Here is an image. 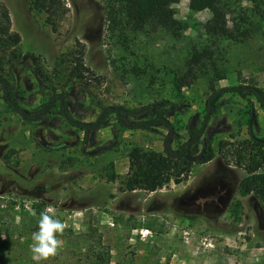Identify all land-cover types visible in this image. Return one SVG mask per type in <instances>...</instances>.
<instances>
[{"label": "rangeland", "instance_id": "374dc122", "mask_svg": "<svg viewBox=\"0 0 264 264\" xmlns=\"http://www.w3.org/2000/svg\"><path fill=\"white\" fill-rule=\"evenodd\" d=\"M61 1L62 17L57 31H52L45 14L35 10L30 0H0L8 9L12 29L21 35L24 57L12 69L7 67L5 77L22 111L35 117L53 94L62 93L68 115L89 126L105 106L131 109L122 110V120L128 123L151 119L145 107L160 101L167 90L152 95L144 82L116 73L111 61L119 49L106 33L103 0ZM242 2L251 4V0ZM174 10L176 18L190 24L211 17L209 10L191 12L189 0H180ZM187 33L196 35L192 28ZM77 41L84 45V62L99 81L92 78L84 85L58 63ZM226 48L232 80L221 79L215 88L251 83L264 90V40L228 43ZM183 91L187 106L163 105L173 124L172 136L181 137L172 144L174 152L191 139V125L202 126L211 93L200 83ZM218 102L204 135L192 144L194 150H200L209 137L215 146L219 140L228 142V148L245 139L251 105L262 116L253 129L264 138V109L253 94L240 97L227 90ZM59 110V98H54L38 118L25 119L6 102L0 82V264H34L30 236L39 213L48 209L66 228L58 237L60 254L41 264H75L70 256L80 252L83 236L98 255L108 253L110 264H264V205L255 195L239 192L246 172L235 165L231 154H218L207 164L195 163L179 192L167 191L174 189L173 181L151 195L124 192L129 150L144 138L150 141L149 148H161L170 128L163 123L128 127L111 109L103 123L85 130ZM61 142L66 147H48ZM115 168L120 176L110 182L108 176Z\"/></svg>", "mask_w": 264, "mask_h": 264}, {"label": "trees", "instance_id": "16d2710c", "mask_svg": "<svg viewBox=\"0 0 264 264\" xmlns=\"http://www.w3.org/2000/svg\"><path fill=\"white\" fill-rule=\"evenodd\" d=\"M179 1L103 0L106 9V33L119 49L118 55L111 61L116 73L122 78L131 77L144 82L146 91L152 95L167 90L166 94L164 93L165 97L160 101L145 107L146 113L153 117L145 122L139 121L140 127L146 128L163 123L173 129L163 105L168 103L187 106L188 96L183 89L199 83L211 91L207 98L208 108L209 98L218 90L215 84L221 79L232 80L233 66L226 44H245L258 37L264 40V0H251L249 6L244 5L242 0H189L191 12L209 10L211 13V17L205 22L194 20L193 24L176 18L174 5ZM29 4L35 10L43 12L46 24L52 31H57L62 17L61 0H30ZM190 28L196 31L195 36L187 33ZM20 42L21 35L12 29L8 9L0 3L2 83L7 67L12 69L24 57ZM75 43L71 50L59 56L58 63L65 64L68 76L84 85L91 84L89 80L92 78L99 81L93 70L84 62V45L80 41ZM236 85L239 87L234 90L226 87L216 96L212 103V113L217 111L218 99L227 90L241 97L253 94L264 107L263 88H257L251 83L247 84L249 89L242 87L245 84ZM12 89L8 81L4 94L6 101L11 105L17 104ZM63 108L67 112V100L64 101ZM122 110L132 112L131 109ZM59 112L62 114L61 108ZM108 113L109 110L104 116ZM100 122L103 123L102 120ZM256 122L257 114L251 105L248 137L237 143L233 142L231 148H228V142L223 140L218 142V148H215L211 137L205 140L200 150H194L192 144L186 143L179 147L178 152L171 151L168 143L164 152L133 146L127 154L128 171L121 190L154 192L162 189L170 181L180 183L188 178L195 163H207L214 159L217 151H221L224 157L231 154L235 158V165L246 172V176L239 182V192L243 195H255L264 205V138L255 133L253 128ZM77 126L86 129L83 125ZM200 128L191 127L188 130L190 137L194 138ZM65 146V143L61 142L50 144L48 147L59 149ZM116 177V173L112 171L108 180L114 181ZM79 240L80 252L70 256L74 258L75 264H110L108 253L104 256L98 255L96 249L88 246L84 236L79 237ZM59 254L54 258L56 259Z\"/></svg>", "mask_w": 264, "mask_h": 264}, {"label": "clouds", "instance_id": "9594fccd", "mask_svg": "<svg viewBox=\"0 0 264 264\" xmlns=\"http://www.w3.org/2000/svg\"><path fill=\"white\" fill-rule=\"evenodd\" d=\"M50 213V209L39 213L36 230L30 236L29 251L35 264H41L42 261L55 256L62 243L58 237L64 232L66 225Z\"/></svg>", "mask_w": 264, "mask_h": 264}, {"label": "water", "instance_id": "95a60500", "mask_svg": "<svg viewBox=\"0 0 264 264\" xmlns=\"http://www.w3.org/2000/svg\"><path fill=\"white\" fill-rule=\"evenodd\" d=\"M4 82H5V81H4ZM238 87H239V86L234 85V86H228L227 88H229V89H231V90H234V89H236V88H238ZM242 87L245 88V89H249V86H247V85H244V86H242ZM224 89H226V87H223V88H220V89L216 90V92H215V93L209 98V100H208V108H207V112H206V115H205V117H204V120H203L202 126H201V128H200V131H199V133H198L194 138H192L191 140H189V141L187 142V145H190V144L196 142V141L200 138V136L203 134V131H204L205 127H206V124H207V122H208V120L210 119V116H211V114H212V110H213V105H212V103H213L214 99L216 98V96H218V94H219L222 90H224ZM257 92H258V91H257ZM58 96H60V98H61V100H60V105H61V108H62L63 101H64V94L58 93ZM50 102H51V99H50V100L46 103V105L43 107L42 111L45 109V107H46ZM14 108H15L16 110H18V111L21 113L22 116H26L24 113H22V112L20 111V108H19L17 105H14ZM110 108L115 109V110L117 111V113L119 114L120 107L105 106V107L102 109V111L99 113V115H98V117H97V119H96L95 124H94L90 129H93V128H95V127L98 126V124H99V122H100V119H102V116H103V115L105 114V112H106L108 109H110ZM42 111H40V112H39L34 118H38V117L40 116V114L42 113ZM62 111L64 112V109H63V108H62ZM141 111H143V109H141ZM66 119H68L70 122H72V123H74V124H82V125H86V123H84V122H82V121H79V120H75V119L69 118L68 116H67ZM143 122H145V121H143ZM133 125H134V126H138L139 124L136 123V124H133ZM190 128H191V127H190ZM172 134H173V129L170 128V131H169V133L167 134L166 139H165L166 144H167V141H168V139L170 138V136H172ZM166 146H167V145H166ZM179 153H180V152H179ZM179 153H178V154H179ZM176 155H177V154H176ZM176 155H175V156H176ZM177 156H178V155H177Z\"/></svg>", "mask_w": 264, "mask_h": 264}, {"label": "crops", "instance_id": "0c3cea01", "mask_svg": "<svg viewBox=\"0 0 264 264\" xmlns=\"http://www.w3.org/2000/svg\"><path fill=\"white\" fill-rule=\"evenodd\" d=\"M233 93H235V92H233ZM237 94V93H236ZM239 95V94H238ZM221 97V96H220ZM241 97V96H240ZM259 103V102H258ZM260 104V103H259ZM261 106V105H260ZM262 107V106H261ZM263 109H264V107H262ZM167 117V116H166ZM261 118H262V116L261 115H259L258 114V116H257V122L256 123H258L259 124V122H261ZM209 124V123H208ZM248 124H249V120H248ZM248 124H247V126H248ZM156 125V124H155ZM151 126H153V125H151ZM151 126H149V127H151ZM260 126H261V124H260ZM190 127H192V125L190 126ZM144 128V127H143ZM146 128H148V127H146ZM212 129V128H211ZM179 133V135H181V134H183V132L182 131H180V132H178ZM209 135L211 134V132L209 131V132H207ZM247 135H248V127H247ZM167 136V135H166ZM166 136H165V138L163 139V146L161 147V148H149V146H150V141L149 140H147L146 138H144V140H143V142H142V144L140 145V147H142L143 149H145V150H155V151H158V152H164V150L166 149V142H165V139H166ZM230 137V139H234V141H235V136H229ZM248 137V136H247ZM246 137V138H247ZM260 137V136H259ZM263 138V137H262ZM180 139H181V137H179V138H177L176 136H171L169 139H168V141H167V143H168V145H169V149L170 150H172V144H173V142H175V143H177V141H180ZM213 139V138H212ZM157 141H159V140H157ZM221 140H219L218 142H220ZM218 142H217V145H218ZM213 144H214V140H213ZM215 146V144H214V146H215V148H218V146ZM135 146H137V145H135ZM228 146V145H227ZM218 154H222L221 153V151L219 152V151H217V153H216V156L214 157V159L217 157V155ZM127 158H128V156H127ZM214 159H212L211 161H213ZM211 161H209V162H211ZM209 162H207V163H209ZM207 163H203V164H207ZM128 164H129V160H128ZM127 171H128V169H127ZM127 171L123 174V181H124V179H125V176H126V174H127ZM115 173H116V175H117V177H116V179L115 180H117L118 178H119V176H120V172H119V170L117 169V168H115V171H114ZM114 180V181H115ZM110 182H113V181H110ZM171 182L172 181H170L167 185H170L171 184ZM167 185L166 186H164L163 188H166L167 187ZM174 185V189L173 188H169L167 191H170V192H172V193H174V192H179V191H181L183 188V182H180V183H174L173 184ZM181 187V188H180ZM163 188L162 189H160L159 191H161V190H163ZM138 190H134V191H124V192H129V193H135V192H137ZM139 191H143V190H139ZM138 191V192H139ZM146 192V191H145ZM148 193V192H147ZM153 193H157V192H149V195H151V194H153ZM144 199V198H143ZM146 199V198H145Z\"/></svg>", "mask_w": 264, "mask_h": 264}, {"label": "flooded vegetation", "instance_id": "af4514ba", "mask_svg": "<svg viewBox=\"0 0 264 264\" xmlns=\"http://www.w3.org/2000/svg\"><path fill=\"white\" fill-rule=\"evenodd\" d=\"M5 81V82H4ZM1 82V81H0ZM7 82H8V80L6 79V77L3 79V83L1 82V84H2V89H3V92H4V88L6 87V84H7ZM62 94V93H61ZM4 97H5V94H4ZM54 98H59V101L61 100V98H60V96H58V93H55V94H53L50 98H49V100L51 99V102L45 107V109L42 111V109H43V107L46 105V103L49 101H47V102H45L43 105H42V107H41V109H40V111H42V113H44L46 110H47V108L49 107V105L53 102V100H54ZM6 100V99H5ZM65 100H67V98H66V95L64 94V101ZM64 101H63V103H64ZM7 102V101H6ZM8 103V102H7ZM9 104V103H8ZM15 111H17V112H19L18 110H16L15 108H14V105H17L19 108H20V111L22 112V113H24L23 111H22V109H21V107L18 105V104H13V105H11V104H9ZM111 107H113V106H111ZM60 108H61V105H60ZM62 108H63V105H62ZM62 108H61V112H62V114L61 115H63L64 117H65V119L67 118V116L69 117V118H71L69 115H68V111L67 112H63L62 111ZM104 108V107H103ZM102 108V109H103ZM64 109V108H63ZM102 109H101V111H102ZM112 108H110V109H108V110H111ZM107 110V111H108ZM39 111V112H40ZM100 111V112H101ZM106 111V112H107ZM116 111V110H115ZM105 112V113H106ZM121 112H122V108L120 107V110H119V114L117 113V111H116V113H117V116H118V120H120L123 124H125V125H127L128 127H132V125L133 124H136V123H128V122H126L125 120H122V117H121ZM20 113V112H19ZM41 113V114H42ZM21 114V113H20ZM26 116H23V117H25V119H30V118H34V117H32V116H30V115H28V114H26V113H24ZM104 116V115H103ZM102 116V117H103ZM73 119V118H72ZM68 120V119H67ZM75 120H77V119H75ZM204 120V119H203ZM69 121V120H68ZM79 121H82V120H79ZM100 121H101V119H100ZM70 122V121H69ZM82 122H84V121H82ZM96 122V121H95ZM70 123H72V122H70ZM84 123H86V122H84ZM100 123V122H99ZM137 123H139V122H137ZM203 123V122H202ZM208 123H209V120H208V122H207V124H206V127H205V129H204V131H203V134L200 136V138L204 135V133H205V130H206V128H207V126H208ZM72 124H74V123H72ZM95 124V123H94ZM93 124V125H94ZM74 125H82V124H74ZM92 125V126H93ZM99 125V124H98ZM83 126H85V130H91L90 128L92 127V126H89L87 123H86V125H83ZM134 127H138V126H134ZM96 128V127H95ZM200 138L198 139V140H200ZM192 139V138H191ZM190 139V140H191ZM197 140V141H198ZM188 142V141H187ZM187 142H185L186 144H187ZM64 143V142H63ZM195 143V142H194ZM194 143H192V144H194ZM50 144H48V146H49ZM191 145V144H190ZM192 146V145H191ZM66 147V146H65ZM62 148H64V147H62ZM51 149V148H50ZM60 149V148H59Z\"/></svg>", "mask_w": 264, "mask_h": 264}]
</instances>
